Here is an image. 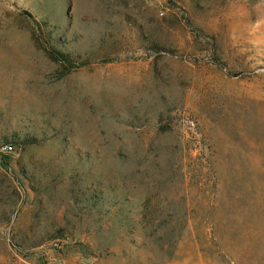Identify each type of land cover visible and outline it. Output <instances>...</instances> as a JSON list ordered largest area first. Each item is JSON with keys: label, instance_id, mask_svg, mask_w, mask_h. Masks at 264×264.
Here are the masks:
<instances>
[{"label": "rangeland", "instance_id": "374dc122", "mask_svg": "<svg viewBox=\"0 0 264 264\" xmlns=\"http://www.w3.org/2000/svg\"><path fill=\"white\" fill-rule=\"evenodd\" d=\"M8 144L0 264H264V0H0Z\"/></svg>", "mask_w": 264, "mask_h": 264}, {"label": "trees", "instance_id": "16d2710c", "mask_svg": "<svg viewBox=\"0 0 264 264\" xmlns=\"http://www.w3.org/2000/svg\"><path fill=\"white\" fill-rule=\"evenodd\" d=\"M56 54H53L51 57L56 61L64 65V67L67 69L66 74L70 73L74 68L79 67V65L76 64L74 60L71 59V57L67 54L57 52V56H54ZM2 161H7V159L0 155Z\"/></svg>", "mask_w": 264, "mask_h": 264}, {"label": "built area", "instance_id": "2783aa9c", "mask_svg": "<svg viewBox=\"0 0 264 264\" xmlns=\"http://www.w3.org/2000/svg\"><path fill=\"white\" fill-rule=\"evenodd\" d=\"M14 153H15L14 146L11 145L8 148H5L4 153H1V155H11V154H14Z\"/></svg>", "mask_w": 264, "mask_h": 264}, {"label": "bare ground", "instance_id": "6f19581e", "mask_svg": "<svg viewBox=\"0 0 264 264\" xmlns=\"http://www.w3.org/2000/svg\"><path fill=\"white\" fill-rule=\"evenodd\" d=\"M9 146H11L10 144H8V145H5V146H3L2 148H1V152H3L4 153V151H5V148H8Z\"/></svg>", "mask_w": 264, "mask_h": 264}]
</instances>
